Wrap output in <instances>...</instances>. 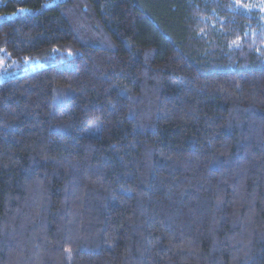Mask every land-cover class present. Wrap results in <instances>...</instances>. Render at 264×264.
<instances>
[{"label": "trees", "instance_id": "obj_1", "mask_svg": "<svg viewBox=\"0 0 264 264\" xmlns=\"http://www.w3.org/2000/svg\"><path fill=\"white\" fill-rule=\"evenodd\" d=\"M0 264H264V0H0Z\"/></svg>", "mask_w": 264, "mask_h": 264}, {"label": "rangeland", "instance_id": "obj_2", "mask_svg": "<svg viewBox=\"0 0 264 264\" xmlns=\"http://www.w3.org/2000/svg\"><path fill=\"white\" fill-rule=\"evenodd\" d=\"M12 63L6 62L5 60H0V80L9 76L11 72Z\"/></svg>", "mask_w": 264, "mask_h": 264}]
</instances>
